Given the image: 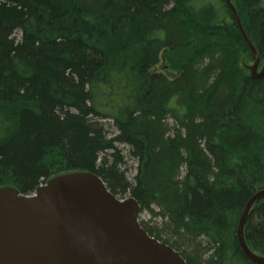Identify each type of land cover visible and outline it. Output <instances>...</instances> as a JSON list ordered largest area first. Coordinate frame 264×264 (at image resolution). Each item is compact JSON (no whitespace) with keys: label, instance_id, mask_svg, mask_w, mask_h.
I'll return each instance as SVG.
<instances>
[{"label":"trees","instance_id":"trees-1","mask_svg":"<svg viewBox=\"0 0 264 264\" xmlns=\"http://www.w3.org/2000/svg\"><path fill=\"white\" fill-rule=\"evenodd\" d=\"M230 2L263 64L264 0ZM242 61L224 0H0V187L93 173L186 264H254L237 224L264 190V75ZM244 238L264 257V198Z\"/></svg>","mask_w":264,"mask_h":264},{"label":"water","instance_id":"water-1","mask_svg":"<svg viewBox=\"0 0 264 264\" xmlns=\"http://www.w3.org/2000/svg\"><path fill=\"white\" fill-rule=\"evenodd\" d=\"M225 4L252 54L249 75L261 78L264 64L258 72L255 47L230 0ZM262 198L264 191L251 197L237 224L239 248L254 264H264V257L246 245L244 226ZM139 215L135 199L119 200L93 173L53 177L29 196L0 187V264H186L140 227Z\"/></svg>","mask_w":264,"mask_h":264},{"label":"rangeland","instance_id":"rangeland-1","mask_svg":"<svg viewBox=\"0 0 264 264\" xmlns=\"http://www.w3.org/2000/svg\"><path fill=\"white\" fill-rule=\"evenodd\" d=\"M249 58V57H248ZM247 64H245V61H242L241 63V68L244 70H246L248 67H250L252 65L253 62H250V61H246ZM164 59L161 58V61L159 62V64L155 67V70L157 71H164L165 74H167L168 76H173L172 74H169L168 72H166L164 70ZM244 65H245V68H244ZM163 68V69H162ZM111 134H114V131H111ZM119 150H121L122 152V155H125L126 154V148L125 147H122V146H119ZM126 161V160H125ZM127 165H126V170H127V173H126V177L128 179V181H131L132 178L134 177V175L136 174V165L131 162V161H126ZM129 197V195H125V196H120L118 195L117 198L121 199V200H124V199H127ZM140 220H144L146 222L149 221L150 223V226H153L154 224L153 223H157V219L156 218H152L151 216H149V214L147 213H143L142 215L140 214L139 216V221Z\"/></svg>","mask_w":264,"mask_h":264},{"label":"bare ground","instance_id":"bare-ground-1","mask_svg":"<svg viewBox=\"0 0 264 264\" xmlns=\"http://www.w3.org/2000/svg\"><path fill=\"white\" fill-rule=\"evenodd\" d=\"M224 1H225V0H224ZM226 6H227V5H226ZM228 9H229V8H228ZM251 55H252V54H251ZM252 59H253V57H252ZM253 62H254V60H253ZM252 65H253V63H252ZM262 191H264V190H262ZM250 199H251V198H250ZM250 199H249V200H250ZM249 200H248V202H249ZM248 202H247V203H248ZM247 203L245 204V206H244L243 210L245 209V207H246ZM243 210H242V212H243ZM241 214H242V213H241ZM240 217H241V215H240Z\"/></svg>","mask_w":264,"mask_h":264}]
</instances>
